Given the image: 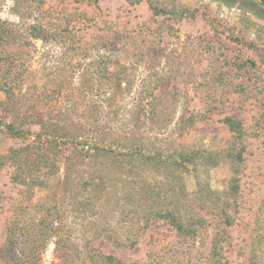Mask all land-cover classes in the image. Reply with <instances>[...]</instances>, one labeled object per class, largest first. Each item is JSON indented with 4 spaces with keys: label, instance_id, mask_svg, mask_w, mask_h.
Returning <instances> with one entry per match:
<instances>
[{
    "label": "rangeland",
    "instance_id": "rangeland-1",
    "mask_svg": "<svg viewBox=\"0 0 264 264\" xmlns=\"http://www.w3.org/2000/svg\"><path fill=\"white\" fill-rule=\"evenodd\" d=\"M261 1L0 0V46L16 51L29 103L83 135L77 149L44 143L58 153L55 190L13 182L9 154L46 136L4 109L0 89V248L10 220L31 219L20 205L55 204L51 218L79 251L93 239L124 263L264 264ZM69 19L90 39L84 49L63 36ZM36 23L60 30L57 40L23 39ZM100 58L126 65L130 84L113 91L90 79L86 93L65 97ZM53 249L40 264L58 262Z\"/></svg>",
    "mask_w": 264,
    "mask_h": 264
},
{
    "label": "trees",
    "instance_id": "trees-1",
    "mask_svg": "<svg viewBox=\"0 0 264 264\" xmlns=\"http://www.w3.org/2000/svg\"><path fill=\"white\" fill-rule=\"evenodd\" d=\"M264 4V0L261 1ZM80 20V19H78ZM71 19L68 20V27L61 29L64 31V38L71 39L72 48H83L88 42L84 40V35L80 34L82 28L78 27L75 29L77 21L70 23ZM11 29H6L4 32H8ZM28 35L24 36L23 39L28 40V38H42L47 40V38L55 39L60 30L55 28V33H50L48 28L44 26L43 23H36L32 25L29 29ZM62 37V36H61ZM57 40V39H55ZM1 43V42H0ZM6 46H0V89H4L6 92V99L3 102L4 109L6 111H13L17 118L22 120H29V123H37L40 125V132L37 133L38 139L40 136L45 135V140L38 141V144L25 146L16 153V150L9 154V158L14 163V171L11 174V180L13 182L23 184L28 188L38 186L37 189H42V184L45 183L46 189L56 188L54 181V169L57 165V152L47 153V147H44V143L53 141L54 146L58 144L67 145L68 143L73 144V148H78V145H82L80 137L83 138L81 132L72 131L69 124H60L59 122L46 121L43 119L42 115L46 112L44 109H37L33 106V103H29V99L33 96L30 93L31 84H27V89L23 91L24 82L28 78L24 72L23 65L16 61V51L12 50V44L6 41ZM74 46V47H73ZM115 66L112 70L108 68V64L114 63ZM96 67H86L85 71L80 74V86L67 85L65 87V97H73V93L78 91L83 94L86 90H90L93 85H89L90 79H94L96 84L100 87L116 91V89L122 88L121 84L124 82L125 85L130 84V78L128 73V67L116 59H104L100 58L95 60L90 64ZM23 70V72L20 70ZM62 82V80H61ZM26 84V83H25ZM128 87V86H127ZM17 88V92L13 90ZM54 94H61V83H54ZM27 93V97L24 96ZM28 98V101L26 99ZM59 112L60 110L56 111ZM55 116V115H54ZM223 122L231 125L232 122L236 121L230 117H224ZM74 127V126H72ZM44 131V132H43ZM39 147H38V146ZM36 147L37 150L33 151ZM38 149H42L43 153H40ZM28 152V153H24ZM56 156V157H55ZM77 182L76 185L80 186L78 189L81 193L85 189V183ZM82 183V184H81ZM52 184L51 186H48ZM77 186V187H78ZM55 195V191L52 193ZM48 198V195L46 196ZM19 208L25 211L28 215H31L29 221L25 219H19L16 216L14 219L7 223L5 242L0 248V260L1 264H40L41 254L44 249L48 246L50 241L54 244V257L58 260L57 263L53 264H146V261L139 262L133 261L130 263H124L121 259H118L112 255H106L98 251L97 248L92 245L94 244L91 240L87 239L84 244V250L79 251L76 249L74 242L69 237V235L64 234L61 230V224H55L51 215L55 214V204L53 206L42 207L34 205L33 209L27 210V206L20 205ZM33 210V211H32ZM106 239L114 241L112 236L106 237ZM112 242V243H113ZM118 242V241H117ZM216 245L217 238L214 241ZM91 243V244H90ZM121 245V243H117ZM133 244V241L131 242ZM81 254L83 256L81 257ZM215 254V252L213 253ZM152 253L148 255V258ZM153 262V260H152Z\"/></svg>",
    "mask_w": 264,
    "mask_h": 264
}]
</instances>
